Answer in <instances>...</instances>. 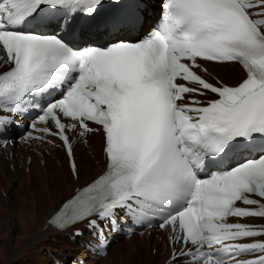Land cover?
Instances as JSON below:
<instances>
[{
  "label": "snow or ice",
  "instance_id": "1",
  "mask_svg": "<svg viewBox=\"0 0 264 264\" xmlns=\"http://www.w3.org/2000/svg\"><path fill=\"white\" fill-rule=\"evenodd\" d=\"M18 129L62 142L76 187L48 224L95 255L158 226L165 264H264V0H0V143ZM89 135L104 164L81 183Z\"/></svg>",
  "mask_w": 264,
  "mask_h": 264
},
{
  "label": "bare ground",
  "instance_id": "2",
  "mask_svg": "<svg viewBox=\"0 0 264 264\" xmlns=\"http://www.w3.org/2000/svg\"><path fill=\"white\" fill-rule=\"evenodd\" d=\"M215 72L229 84H235L241 74L227 66L215 67ZM90 159L81 152L78 166L81 183L99 172L101 140L90 138ZM60 160V167L56 161ZM98 162V164H97ZM9 171L0 161V264H52V256L59 257L55 264H67L63 259L68 251L77 252L61 233L52 230L47 220L53 209L76 187L60 152L46 158L44 166L34 163ZM46 251V252H42ZM155 249L153 255L151 250ZM44 255H48L46 258ZM168 256L166 245L152 236L134 237L110 250L100 264H163Z\"/></svg>",
  "mask_w": 264,
  "mask_h": 264
},
{
  "label": "rangeland",
  "instance_id": "3",
  "mask_svg": "<svg viewBox=\"0 0 264 264\" xmlns=\"http://www.w3.org/2000/svg\"><path fill=\"white\" fill-rule=\"evenodd\" d=\"M41 250H42V249H41ZM42 252H46V251H43V250H42ZM44 256H45V258H46L48 255H44ZM48 262H49V259H48ZM101 264H102V263H101Z\"/></svg>",
  "mask_w": 264,
  "mask_h": 264
}]
</instances>
